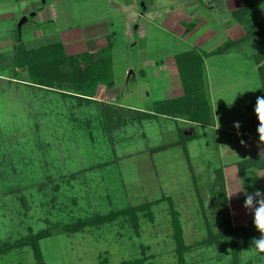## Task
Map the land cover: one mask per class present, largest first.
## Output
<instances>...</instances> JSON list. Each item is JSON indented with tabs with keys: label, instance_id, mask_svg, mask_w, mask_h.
Wrapping results in <instances>:
<instances>
[{
	"label": "rangeland",
	"instance_id": "374dc122",
	"mask_svg": "<svg viewBox=\"0 0 264 264\" xmlns=\"http://www.w3.org/2000/svg\"><path fill=\"white\" fill-rule=\"evenodd\" d=\"M156 1L162 8L180 2ZM118 2L71 0L73 18L59 27L90 25L93 31L109 34L120 87L111 102L156 110L162 105L154 101L172 94L169 73L154 70V61L162 65L177 51L195 54L199 48L161 25L160 16L136 15L138 4L151 8L149 0ZM251 10L244 24L251 27L250 36L234 42L218 33L213 56L205 59L206 102L218 122L233 130H238L236 122L253 129L259 120L257 97L264 94L263 66L256 67L258 59H264V0H257ZM12 21L0 19L1 229L9 220L4 208H9L19 234L30 236L43 228L58 232L81 218L118 214L100 226L63 231L40 241L45 263L180 264L183 257L184 264H264V253L252 243L237 246L233 229L244 223L232 221L230 227L222 207L220 164L246 152L221 158L215 129L199 124L195 134H188L186 123L193 115L174 111L170 103L171 109L164 111L171 116L156 110L150 118L115 106L108 130L103 98L84 100L60 92L58 84L51 90L33 82L32 71L50 66L51 58L42 64L40 55L28 52L19 64L14 48L6 45L15 37L16 32L7 30L18 24ZM62 86L73 90L69 84ZM229 138L221 139V145L233 146L239 140ZM178 229L186 247L182 254L175 237ZM7 234L17 236L11 229ZM7 236L0 237V251L9 249ZM19 248L1 252L0 264H39L30 245Z\"/></svg>",
	"mask_w": 264,
	"mask_h": 264
},
{
	"label": "crops",
	"instance_id": "0c3cea01",
	"mask_svg": "<svg viewBox=\"0 0 264 264\" xmlns=\"http://www.w3.org/2000/svg\"><path fill=\"white\" fill-rule=\"evenodd\" d=\"M126 1L128 2L129 0ZM121 2L124 3L125 0H119L118 4L121 5ZM131 2H136V4H138V0H131ZM149 2L151 5V8L149 9L141 8L139 7V4L138 6L136 5V15L140 14L141 16L146 12H150L149 14L152 18L160 16L161 25L168 28V30L178 36L180 40L181 38L189 40V45L199 48V51L194 50L195 54L188 49L177 51L174 54H171L166 61L164 60L162 65L159 60L154 61V70L162 73L161 75L165 74L163 71L168 72L170 75L171 82L168 91H170L172 96L169 98L167 97L168 99L162 97L154 101L155 103L162 105L159 106V108H156V110H158L157 112L166 115L168 112H165L164 109L170 107L168 104L169 101L183 98L186 100L188 88L182 77L181 65L183 66L186 64V66L189 67L187 63L190 61L195 62L196 67L198 65V81L199 83L200 81H202V83L204 82L205 86L204 79L207 75L205 59L213 56L214 37L219 33V38L226 39L232 37L234 42L244 38L246 35L245 22L242 21L237 14L246 7L248 0H180V2L178 1V5L176 4L172 6V4H170L163 8L156 0H149ZM256 2L257 0L253 3L255 6ZM70 8L71 0H0V19L5 20L8 24H11L13 19L18 22V24H15V28L10 27L7 29L16 32L14 39L9 41V43H6V45L9 44L14 48L12 53L15 60L18 61L19 64H23L24 62L23 60H20V57H23L30 52L34 53L35 56L40 55V63L42 64H48L46 58H51V63L55 62V65L61 69L67 68L66 65L71 63V65L77 64L78 67L84 65L87 72L91 71L90 68L92 66L95 67L96 65H100L101 67H104L105 65L107 67V63L110 62L114 79L113 86L109 87L107 83L100 82L96 87L94 95L103 98L100 99L102 102L110 103L116 107L118 106L128 110L145 111L141 107L124 106L111 102V100L119 96L120 93V87L117 86L115 74L113 54L115 43L113 42V38H110L109 34H101V30L93 31V29H91L92 26L90 25L84 26L82 24H74L73 26L59 27L63 23L72 20L73 17L69 12ZM217 15H220L221 17H217ZM230 16L235 19L231 23L229 19ZM205 44H209L207 45L206 50H201ZM227 45L228 44L226 43L224 46ZM58 52L64 58L58 59ZM39 60L40 59H38V61ZM256 67H259V63ZM48 71L51 73L49 66L46 68L44 66L43 69H40L39 73L45 74ZM132 73L133 71L131 70L130 75ZM41 85L45 89L49 88L53 90L54 88L52 86ZM57 90H60V92L63 93L77 94L68 88ZM207 91L208 90H206V94ZM107 94L109 97H107ZM262 96H264V94ZM220 98L222 97L220 96ZM187 103V109H195L194 99ZM165 105H167L166 108H164ZM208 105L210 107L211 121L198 123L190 119L189 122L187 121L186 123V128L189 130L187 133L190 135L195 134L197 132L196 126L199 124L210 126V128L215 129L214 139L216 142L214 143L217 146V150L220 153L222 152L219 155L221 158H223V154L226 158L231 157L235 151H244L247 153L242 158L233 160L229 158L231 161L227 160L226 163L220 164V168L222 169L225 178L231 219L234 222L245 223L253 219V211L244 207L245 195L243 191L239 190L244 188L249 193L254 192L256 189L264 191V155H262L264 154V142L260 141V137L254 129V125L253 129L250 128L249 130L245 129L246 126H249L247 123L243 126L239 123L240 127L236 128L238 130L222 126L218 122L214 110L211 109V105L209 103ZM151 109L152 111L148 109L145 112L155 114L156 110L153 108ZM216 129H225L224 131L227 132L222 133L220 130V133L217 134ZM229 136H231L233 140H236L237 138L239 140H237V143L233 146H229L228 142L221 145L220 142L225 139L229 140ZM252 158H258V161H255L254 164L248 167H240L242 161ZM7 209L9 211V208H4V210H6L5 215L8 216L9 220L3 224V229L0 228V237L5 234L6 236L8 235L5 238L7 240H4V243L15 242L27 235L23 233L19 234V231L16 228H20L15 227V224H12L14 219L11 218V214L7 213ZM19 211L20 209H18V212ZM19 221L21 224L20 218ZM9 229L16 232L17 236L12 238L10 234H7ZM19 247L20 246H13L9 249L17 251L20 250ZM7 250L3 249L0 253Z\"/></svg>",
	"mask_w": 264,
	"mask_h": 264
},
{
	"label": "trees",
	"instance_id": "16d2710c",
	"mask_svg": "<svg viewBox=\"0 0 264 264\" xmlns=\"http://www.w3.org/2000/svg\"><path fill=\"white\" fill-rule=\"evenodd\" d=\"M255 0H248L246 7L244 9H242L240 11V13L237 14V16L240 17V19L242 21H244L245 23H247L248 20V16L250 14L251 7L255 6L254 3ZM249 27V26H248ZM251 27H249V29L246 26V37L250 36L249 32L247 30H250ZM109 50V49H108ZM264 58V55H263ZM110 59V57H109ZM258 63L259 66L260 64H262L260 67L263 66V70H261V78L263 80V85H264V59H258ZM189 67L186 66V64H184L183 66L181 65L182 68V77L184 79L185 84H187V95H186V100L183 99H177V100H172L169 101L168 104H171V108L174 111L180 112V111H184L187 114H191L193 115L192 118H190L191 120H194L198 123H202V122H209L211 121V113H210V107L208 105V103L206 102L205 99V91H204V82L202 83V81H200L199 83V77H198V65L196 67V63L193 61H190L189 63H187ZM67 68H59L58 66L55 65V62H52L49 66V70L51 71V73L48 71L45 74L43 73H39L40 69L36 71H32L31 75H32V80L34 83L36 84H43V85H47V86H52L55 87L57 86L56 84L59 85V88H66L62 85L64 84H69L71 86V88H73V92H76L77 94H75L76 96L84 99V100H93L94 99V94L96 92V87L100 82H104L107 83V85L109 87L113 86L114 83V79L112 76V67L110 66V62L107 63V67L104 65V67L100 66V65H96L95 67H91V71L87 72L84 68V65H80V67L77 66V64L75 65H71V63L69 65H66ZM195 70V71H194ZM44 71V70H43ZM36 75V76H35ZM40 78L41 77V81L36 79L35 77ZM66 93V92H65ZM264 97V96H263ZM195 101V109H187L186 106L188 105L187 102L190 101ZM183 100V101H181ZM177 102V103H176ZM109 103H105V110H103V115L105 118V123L108 130H111V122L113 121V116L112 113L116 112L115 106ZM168 108V109H171ZM123 110V108L121 109ZM133 111H138V110H133ZM139 112H143L141 114H143L145 117H153L155 114L153 113H149V112H145V111H139ZM160 112V111H159ZM189 112V113H188ZM165 113V112H163ZM171 116V114H169ZM176 116V115H175ZM254 127L256 128V132L258 134V127L260 126V122L259 120L253 123ZM259 136V134H258ZM258 159V158H257ZM255 158L246 160V161H242L240 163V167L241 168H245L248 167L252 164L255 163V161L257 162L258 160ZM219 177L221 179L222 182V207L224 210V218L225 221L227 223H229L230 227H231V215H230V209H229V202H228V197H227V190H226V184H225V178H224V174L221 168H219ZM54 201V200H53ZM143 207V205L141 206ZM120 216V215H119ZM118 214H111V215H96V216H92V217H85V218H81L78 219L75 223H70L68 225H65V229H61L60 231L56 232L53 231L50 228H43L39 231H37L36 233H34L33 235L30 236L26 235L25 237L16 240L15 242H7L5 243L7 247H13V246H21V245H30L33 249V254L35 255L36 259L38 260L39 264H46L44 261V256H43V252L41 250L40 247V241H42L43 239L49 238L52 235L55 234H59L64 232H77L79 230H82L84 228H86L87 226H100L103 223H106L109 220H114L117 217H119ZM137 225V224H136ZM234 233L237 237V246H246L247 244L252 242L253 238H259L260 237V233L256 230L254 223H253V219L249 220L247 222L244 223V225L242 226H238L236 228L233 229ZM175 237H176V241L177 244L179 245V251L180 254L183 253V249L186 248L185 247V243L183 240V235H182V231L180 229H178V231H176L175 233ZM2 251V250H1ZM180 264H184L186 263L183 260V257L180 258ZM128 263V262H126Z\"/></svg>",
	"mask_w": 264,
	"mask_h": 264
},
{
	"label": "clouds",
	"instance_id": "9594fccd",
	"mask_svg": "<svg viewBox=\"0 0 264 264\" xmlns=\"http://www.w3.org/2000/svg\"><path fill=\"white\" fill-rule=\"evenodd\" d=\"M255 112L260 122L257 131L260 141L264 142V97L257 98ZM234 127L239 128V122H236ZM239 191L244 192V207L253 211V223L256 230L260 233V237L253 238L251 243L258 253H264V191L256 189L254 192L249 193L244 188H241Z\"/></svg>",
	"mask_w": 264,
	"mask_h": 264
}]
</instances>
